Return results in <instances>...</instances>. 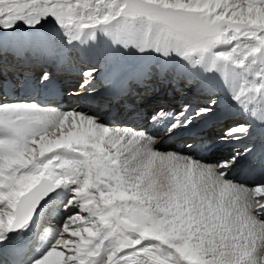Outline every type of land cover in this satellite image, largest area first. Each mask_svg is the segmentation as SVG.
I'll list each match as a JSON object with an SVG mask.
<instances>
[{
  "label": "snow or ice",
  "instance_id": "snow-or-ice-1",
  "mask_svg": "<svg viewBox=\"0 0 264 264\" xmlns=\"http://www.w3.org/2000/svg\"><path fill=\"white\" fill-rule=\"evenodd\" d=\"M0 264H264V0H0Z\"/></svg>",
  "mask_w": 264,
  "mask_h": 264
},
{
  "label": "bare ground",
  "instance_id": "bare-ground-1",
  "mask_svg": "<svg viewBox=\"0 0 264 264\" xmlns=\"http://www.w3.org/2000/svg\"><path fill=\"white\" fill-rule=\"evenodd\" d=\"M70 66H72V65H70ZM67 96H69V95H67ZM63 98H66V97L63 96ZM52 105H53V106H56L57 108H60L59 104H54V103H53ZM74 105H75V104H74ZM77 106H78V105H77ZM70 108H76L77 110H79V108H77L76 106H75V107H74V106H73V107H68V106H67V107H65L64 110H68V109H70ZM70 120H71V118H69V123H70ZM211 132H212V133H211L212 136H214V135H215L214 130L211 131ZM209 133H210V132H209ZM177 139H179V138H177Z\"/></svg>",
  "mask_w": 264,
  "mask_h": 264
}]
</instances>
